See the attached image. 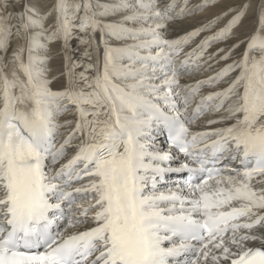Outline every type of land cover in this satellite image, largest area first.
<instances>
[{"label":"snow or ice","instance_id":"snow-or-ice-1","mask_svg":"<svg viewBox=\"0 0 264 264\" xmlns=\"http://www.w3.org/2000/svg\"><path fill=\"white\" fill-rule=\"evenodd\" d=\"M189 3L54 0L42 12L0 0V264H264V0L256 31L211 54L252 5L185 52L236 11L168 39L173 20L209 6ZM58 41L64 85L53 90ZM216 57L232 62L181 85ZM209 113L221 115L192 131Z\"/></svg>","mask_w":264,"mask_h":264},{"label":"bare ground","instance_id":"bare-ground-1","mask_svg":"<svg viewBox=\"0 0 264 264\" xmlns=\"http://www.w3.org/2000/svg\"><path fill=\"white\" fill-rule=\"evenodd\" d=\"M54 0H48V3L44 6H41L40 0H31V3L36 6L40 7L42 12H46L48 8L51 6V3H53ZM97 3L100 4H111L115 2V0H96ZM204 0H190L189 8H192L196 5H199L203 3ZM251 3V8L243 18L242 22L233 30L234 36L224 42L214 44L212 48L209 50V54L217 52L220 48H228L231 45H234L240 41H245L247 37L251 36L257 28V6L260 3V0H215V2H212V0H209V6L207 8H204L203 10H198L195 12L194 15H188L185 16L183 19H176L173 20L166 30V37L170 40L172 39H178L181 36L187 34L188 32H191L195 30L196 28H199L203 26L204 24H207L208 22L214 20L218 16H223L225 12H228L229 9H236L234 12H229L227 16H224L223 19H221L215 26V28L210 29L209 32L202 33L200 37L195 39V42L191 45V47H195L196 44H198L201 40L204 39V37L213 34L214 32L219 31L220 29L224 28L228 22L241 10L242 6L245 3ZM13 10L14 9H10ZM179 11V7H177L176 12ZM120 17L115 18H107L109 20L111 19H119ZM13 24L16 23L15 20L12 21ZM52 20H49L47 23L48 27H51ZM77 35H82L80 33H76ZM97 42H99V34L97 35ZM19 43V40L14 38L13 40V47H15L16 44ZM114 43V42H112ZM73 46H77V42L73 40L71 42ZM115 44V43H114ZM85 50L84 47L80 48V52L82 53ZM244 51V45L241 44V47L239 49H236L232 53V59H239L242 52ZM11 53H9V56ZM27 55V54H25ZM64 56L65 53L62 51V42H56L50 46V52L48 53V58L50 60V63L48 65L50 72H49V78L53 79L54 83L52 85L53 90H60L63 88L64 85V78L61 75L64 70ZM74 59H80V54L77 53L74 55ZM220 60V57H216L215 59L211 60L210 64L211 66H208L205 61H201V64H204V67L200 68L198 71H193L191 74H183L181 77V85L186 86L188 84H194L200 80H207L210 76H215L216 73L227 66V64L231 63L232 60L229 61H223L220 60L219 63L216 61ZM11 66L9 67L8 71H11ZM82 71V69H81ZM235 75V73L233 74ZM59 77V79H57ZM228 80L226 79L224 82H221L217 84L215 87H207L209 91H223L225 88L228 87ZM73 112L75 109L72 110ZM221 114H215V115H209L200 121L197 122V124H194V127L196 129L200 130H209L206 125L210 119L217 118ZM62 123L65 120H74L75 117L69 114L68 116L62 117ZM220 125H216L213 127H219ZM71 129H62V131H70ZM74 153V150H70L68 153V156H72ZM178 179L181 178V176L177 177ZM85 227H90V225H87ZM84 230V229H81ZM255 246V245H254Z\"/></svg>","mask_w":264,"mask_h":264}]
</instances>
